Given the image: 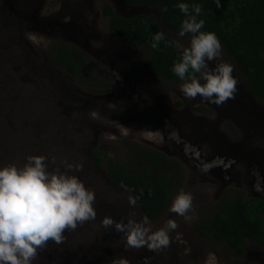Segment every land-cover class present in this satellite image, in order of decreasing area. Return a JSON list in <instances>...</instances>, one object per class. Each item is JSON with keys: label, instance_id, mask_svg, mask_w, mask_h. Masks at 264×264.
Segmentation results:
<instances>
[{"label": "rangeland", "instance_id": "1", "mask_svg": "<svg viewBox=\"0 0 264 264\" xmlns=\"http://www.w3.org/2000/svg\"><path fill=\"white\" fill-rule=\"evenodd\" d=\"M114 2L124 6L125 13L121 15L145 13L162 26L155 7L140 9L120 0H0V165L23 166L30 155L47 157L50 171H63L69 164L80 165V171L69 174L78 176L95 193V219L78 224L75 230H65L62 243L49 240L38 250L32 264H264L243 256L237 258L225 241L202 238L195 228L238 192L244 198L264 193V185L255 189L251 183L256 181V170L248 160L254 155L264 157V135H250L263 134L264 127L259 124V129L253 130L241 118L237 119L238 124L230 119V110L248 92L235 62L222 47L221 59L232 64L238 84L234 98L219 106L204 102L199 96L186 98L180 91L181 80L175 84L155 81L153 98L132 75H128L132 88L117 87L113 80L121 83L119 75L97 61L98 54L92 49L83 48L82 42L92 48V39L76 20L84 18L82 13L76 15L82 9L87 17L90 11L87 25L92 26L91 19L99 16L93 34L108 36V18L102 16V6ZM162 28L165 35L188 46L189 36L180 38L178 31ZM21 36L26 37L25 41L19 39ZM53 40L70 44L86 55L79 75L50 62L47 47L54 45ZM108 51L111 56L103 50L102 57L112 62L116 50ZM218 62L214 61L213 66ZM136 76L139 77L137 73ZM126 92L132 100L123 97ZM183 101L186 106L179 105ZM252 102L264 109V100L252 98ZM151 113L160 115L140 122ZM179 119H184L187 126ZM163 121L173 125L174 135L181 134L184 139L180 146L166 142L164 147L172 153L163 152L173 163L179 162L181 172L176 171L180 176L175 177L164 210L149 220L153 230L168 219L175 220L178 227L169 233V246L153 252L146 246L130 247L124 232L103 225L105 217L126 224L130 218L140 221L144 214L135 193L109 181L105 160L94 162L91 152L101 150L105 159L128 165L134 143L156 151L151 135L160 139ZM149 169L154 174L173 177L172 171L159 166ZM180 189L193 196L192 209L186 213L190 219L169 211ZM130 197L136 199L135 206L129 203ZM245 245L264 252L251 240L246 239Z\"/></svg>", "mask_w": 264, "mask_h": 264}, {"label": "clouds", "instance_id": "2", "mask_svg": "<svg viewBox=\"0 0 264 264\" xmlns=\"http://www.w3.org/2000/svg\"><path fill=\"white\" fill-rule=\"evenodd\" d=\"M220 7V0H216ZM177 7L185 15L178 37L190 35L188 46L176 42L180 52L171 71L183 83L180 91L186 98L222 105L234 98L238 80L233 66L221 59L222 45L214 32L202 31L204 20L198 19L201 7L180 2ZM163 11H167L164 9ZM165 39L162 32L152 36L151 48L158 49ZM214 61H219L215 63ZM82 166L71 164L65 170H49L47 157L30 155L23 166L14 163L0 165V264H32L39 249L49 240L59 244L65 230H75L78 224L94 220L95 193L84 182L69 172L80 171ZM135 206L136 199L129 198ZM193 196L180 189L169 211L190 219L186 213L192 209ZM105 228L115 227L126 234L130 247H147L158 252L170 244L169 233L178 224L168 219L163 226L153 230L148 216L140 221L130 218L126 224L117 223L111 217L102 221Z\"/></svg>", "mask_w": 264, "mask_h": 264}, {"label": "trees", "instance_id": "3", "mask_svg": "<svg viewBox=\"0 0 264 264\" xmlns=\"http://www.w3.org/2000/svg\"><path fill=\"white\" fill-rule=\"evenodd\" d=\"M128 5L155 7L162 19V26L178 31L186 18L177 5L187 3L189 10L193 4L201 7L198 19L204 20L202 31L214 32L226 53L234 60L238 70L247 80L257 98L264 99V0H124ZM167 9V11H163ZM110 16L109 29L123 41L134 47L150 46L152 36L162 32L165 39L158 49H152L145 58L146 70L165 84H174L179 78L171 71L174 61L180 57L175 47V39L165 35L162 26L150 15L140 14L130 18L114 15L111 5L105 7ZM191 34L187 35L190 37ZM151 47V46H150ZM51 60L66 68L73 75H79L83 57L71 47L61 44L54 48ZM77 52V50H75ZM130 164L110 159L106 163L107 176L113 182L131 188L138 196L141 209L149 219L157 217L164 210L171 196L173 177L167 174H154L149 167L164 166L170 171L169 161L161 153L134 144ZM103 155L94 150L93 157L100 163ZM181 166L174 163V170ZM195 228L199 235L225 241L237 258L244 252V240L249 239L264 247V198L252 196L244 198L237 193L227 199L213 212L212 216Z\"/></svg>", "mask_w": 264, "mask_h": 264}, {"label": "flooded vegetation", "instance_id": "4", "mask_svg": "<svg viewBox=\"0 0 264 264\" xmlns=\"http://www.w3.org/2000/svg\"><path fill=\"white\" fill-rule=\"evenodd\" d=\"M37 1L40 2V0H37ZM107 5H111V7H113L114 15H118V16H122V17H126V18H130V17L135 16V15L145 14V13H138V14H134L132 16H123L121 14L125 13L124 6H121L120 4L115 3V2L114 3H106V4H104L102 6V13H103L102 16L105 15L108 18V32H107V34H109V35L108 36H96V35L93 34V26H94V23H95V19L98 18L99 16H97L95 19H91L92 26L91 25L89 26V25H87V20H88V18L90 16L91 12L90 11L88 12V17H87V16H85V11L82 9L80 11V13H77L76 15L79 16L82 13L81 16H83L84 18L77 17L76 20L78 19L79 22H81L83 24V28L85 29L87 34L90 35L88 37H90L92 39L91 40L92 48L90 47V45H88V43L85 44L84 42H82V46H83L84 49H85V47H88V49H92V51H94L96 54H98L97 58L94 57V58L97 59V61L107 65L108 68L110 67L111 73L112 72H116L119 75V77H120L119 79H120L121 83L118 80H113L115 82L114 83L115 86L118 87V85H119L120 88H123V89L132 88L134 85H133L132 81L128 77V75H132V76L136 77L135 81L136 82H137V80L139 81L140 87L145 89L144 91L149 95V97L153 98L154 97V93H155V81H157L158 79H156L155 77L150 75V73L146 70V68L144 66V60H145V58H147L151 54L152 48L150 46L134 47L131 44H128L125 41H123L116 33L112 32L109 29L110 16L107 13H105V11H104L105 7ZM128 6L149 7V6H145V5H128ZM84 8H86V7H84ZM116 11H118V13H120V14H118ZM25 38H26L25 36L19 37V39H22L24 41H25ZM53 42H55V43H54V45L52 47L51 46L47 47V55H48V58H49L50 62H52L56 66H60V65L54 63L51 60L50 55H51V52H54L53 49L54 48L59 49L62 43H60L58 40H53ZM63 45L69 46V47H71L74 50V51H72V55L73 56H75L76 53H78L80 56L83 57V61L85 60V56H86L85 54L79 52L78 50H77V52H75L76 49L74 47H72L70 44H67V43L63 42ZM18 46L19 47L22 46L19 41H18ZM111 48L116 50L115 54L117 55L116 57L114 55V58H113L112 62L106 61L104 59V56L102 57V55L105 54L103 52V50H106L109 53L108 50L111 49ZM109 54L111 56V53H109ZM83 61L80 63V71H81V69H83V63H84ZM60 67H62V66H60ZM62 68H64V67H62ZM64 69L67 70L66 68H64ZM237 70H238V68H237ZM238 72H239L240 76L245 80V82L247 84L248 92H247V95L245 97H243V99H239L236 102V104L233 107V109L230 110L231 114H232V115H230V119H232L235 124H238L237 119L241 118V119H243V122H247V125H249L253 130H257L259 128L256 125L261 124L264 127V109L257 107L252 102V98H257V97H255L253 95V93H252V91L250 89V86L248 85V82L244 78V76L240 73L239 70H238ZM136 73H137V75L139 77L136 76ZM70 74H72V73H70ZM141 75L143 76V78H141ZM74 76H76V75H74ZM158 81H160V80H158ZM160 82H162V81H160ZM115 86H113V88H115ZM123 97H125L128 100H132V98L128 95V92H126ZM258 100L262 101L264 99L258 98ZM178 103H179V105L180 104H182L184 106L187 105L186 101H183L182 103L181 102H178ZM255 106H256V111L253 110L255 108ZM177 114L180 115V113H177ZM159 115H160V113L146 114L147 118L143 119V120H140V122H148L149 120L154 119L155 117H159ZM179 121L183 122L185 124V127L187 126V122L186 121L184 122V119H179ZM160 127H161V131H160L161 137H160V139L156 140L151 135V138L153 139L152 141H150V140H148L146 138L144 139V141H147V142L150 141L151 145L156 149V152H161L167 158V160L169 161V164H170V168H172L170 171H172L173 174H174L177 171V167H175L176 171H173L174 170L173 166H174L175 162L173 163V161L168 159V157L163 153V152H165V153H172V152L167 150V148L164 147V144L166 142H170V143H174V144L180 146V141L184 140V139L181 137L182 135L180 133L179 134L181 136L178 135V134L174 135V133L172 132L174 126L169 124L168 122L163 121V123H160ZM102 128L103 127H101L100 129H102ZM167 130L171 134L168 133ZM165 132H166V135H165ZM250 135H257V136L258 135H262L263 136L264 133L263 134H258L256 132H251ZM246 137H248L247 134H246ZM137 140L139 141L140 137ZM130 143L133 144L132 142H130ZM134 144L138 145V143H134ZM98 151H100L102 154H104L101 162L103 160H105V169H106V163L110 159L109 158L105 159V152H103L101 150H98ZM93 152H94V150L91 152V156L92 157H93ZM199 159H201V155L200 154H199ZM93 160H94V162H96L94 157H93ZM248 160L251 163V165L254 167V169L256 170V181L252 180L251 183H252V185L254 186L255 189H260L264 185V157H261L260 155H254V156L248 157ZM176 162H178V161H176ZM96 163H98V162H96ZM171 163H173V165H171ZM159 167H161V169H164L166 171V168L164 166L160 165ZM179 172H181V169H180ZM178 176H180V175H178ZM106 177H107V179H109L108 176H107V169H106ZM109 181L113 182L110 179H109ZM113 183H115V182H113ZM115 184L118 185V186H121V187L129 188L127 186L119 185L117 183H115ZM172 185L173 184H171V190H172ZM129 189L132 190L131 188H129ZM136 197L138 198L137 195H136ZM250 197H252V196L249 195L247 198H250ZM138 202H139V199H138ZM139 205H140V202H139ZM140 208H141V205H140ZM141 211H142V209H141ZM142 213H143V211H142ZM144 216H145V214H144ZM152 219H154V218H152ZM199 236L202 237V238H206V237H203L201 235H199ZM217 241H220V240H217ZM245 242H246V239L244 240V252H243L242 256L245 257V259H247V260L253 259V260H258V261H264V252H259L258 250H252V249L246 247ZM251 242H254V241L251 240ZM256 244H258V243H256ZM260 247H262V246H260ZM262 248H264V247H262Z\"/></svg>", "mask_w": 264, "mask_h": 264}, {"label": "water", "instance_id": "5", "mask_svg": "<svg viewBox=\"0 0 264 264\" xmlns=\"http://www.w3.org/2000/svg\"><path fill=\"white\" fill-rule=\"evenodd\" d=\"M121 1V3L122 4H124V5H127L126 3H125V1L124 0H120ZM138 8H140V9H142L143 8V6H137ZM94 52V51H93ZM255 196H261V197H263L264 198V193H260V194H258V195H255Z\"/></svg>", "mask_w": 264, "mask_h": 264}]
</instances>
